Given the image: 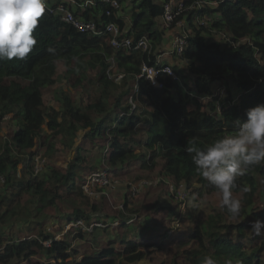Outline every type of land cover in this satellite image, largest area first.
I'll list each match as a JSON object with an SVG mask.
<instances>
[{
    "label": "trees",
    "instance_id": "16d2710c",
    "mask_svg": "<svg viewBox=\"0 0 264 264\" xmlns=\"http://www.w3.org/2000/svg\"><path fill=\"white\" fill-rule=\"evenodd\" d=\"M60 1L49 0L48 6L55 7ZM89 1H96V4L86 5ZM118 1L119 9L101 0H72L70 8L77 17L84 21L94 20L99 27L110 23L118 25L123 30L121 38L149 37L150 52L115 51L108 43V35L98 37L82 33L48 11L35 33L38 43L29 57L23 61L0 60V135L7 114H14L12 124L16 128L11 142L1 137L5 141L0 144V176L3 179L0 181V225L19 214L25 215L23 221L28 223L27 218L34 216V212L43 220V223L36 221L40 228L37 236L8 237L7 242L0 245V264H134L145 259L149 254L146 248L154 244L142 243L138 238L121 239L123 248L120 250L116 249L115 242H110L95 253H81L66 239H57L44 230L43 224L48 218L45 210L58 207V199H62L61 187L69 193L76 192L80 179L84 189L89 178L97 173H105L113 181L106 171L83 175L86 143L77 145L76 156L64 171L50 169L42 176L33 177L32 149L44 126L51 132L48 154L55 152L57 141L69 149L80 136L88 142L110 137L108 147L103 145L100 149L111 167L118 169L135 160L143 161L146 166L152 152L164 161L161 172L174 184L185 185L188 189L197 181L198 192L202 195L217 191L195 171L185 148L208 146L218 136L233 130V120H246L248 109L264 104V0L177 1L176 4L182 2L185 9L177 20L185 19L189 35L180 59L186 63L188 74L176 67L178 65H172L181 78L176 80L161 74V89L149 87L148 82L141 80L136 96L138 110L133 112L121 101L133 94V84L141 66L153 63L160 55L169 31L162 22L164 6L169 0ZM205 16L209 21L202 25L198 19ZM112 57L115 69L109 71ZM59 60L65 61L72 73L83 71L79 81L86 80L88 69L96 71L93 80L98 94L87 110H82L64 91H60L58 109L46 106L43 90L56 84ZM72 62L75 63L73 67ZM116 73L125 76L116 81L112 77ZM189 75L192 79L185 83L183 78ZM120 88L124 90L122 95H116V100L108 105V100ZM117 109L123 115L118 114ZM142 122L147 124L144 141L137 137ZM189 141H193V145H189ZM138 149H141L139 153ZM22 164L29 170L24 176L19 175ZM236 185L233 192L238 194L235 197H241L243 205L239 220H229L222 206L220 210H213L207 221L197 225L181 243L180 255L187 264H201L203 257L209 254L218 264H226L229 260L232 264H264L261 259L264 236L250 239L249 231L251 215L254 220H264V205L259 208V202L255 201L257 195L264 198V164L238 177ZM244 186L249 188L247 193L239 191ZM25 200L30 205L23 203ZM64 218L68 221L67 227L73 221H102L90 220L78 209ZM70 229L72 231L65 234H80L84 238L88 232L81 227ZM221 248L227 249L224 256ZM42 252L49 261H33L32 258Z\"/></svg>",
    "mask_w": 264,
    "mask_h": 264
},
{
    "label": "rangeland",
    "instance_id": "374dc122",
    "mask_svg": "<svg viewBox=\"0 0 264 264\" xmlns=\"http://www.w3.org/2000/svg\"><path fill=\"white\" fill-rule=\"evenodd\" d=\"M177 1L179 0H174V2ZM184 25L185 19L177 27L168 29V36L163 40L161 54L165 53V50H169L168 43H170L171 37L180 32ZM165 62H168L171 66L178 65L176 67L184 70L183 73L188 74L186 63L176 60L172 54L165 57ZM74 65L75 63L72 62L71 66ZM81 73L83 71L77 74L68 71L66 62L59 60L55 76L56 84L43 90L46 106H53L58 109L60 107V91H64L72 96L82 110H87V106L95 101L98 94V86L96 81L93 80L96 71L88 69L86 80L79 81ZM191 79L192 76L189 75L183 78V81L189 83ZM123 91V88L116 90L114 96H111L108 100V105L116 100V95H122ZM129 97L125 96L121 101V104L125 107L130 106ZM136 110H138V105ZM130 111L132 112V110ZM117 113L123 115L120 109H117ZM137 114H139V111H137ZM13 117L14 114H7L4 118L0 144L4 143L5 140L11 142L16 130L12 124ZM140 129L141 131L137 137L140 141H144L146 139L147 124L142 122ZM50 134L51 132L47 129V126H44L41 134L36 137V145L32 149L33 167L35 168L36 161V164L38 163L43 171L37 175L33 173V177L42 176L50 169L64 171L76 156L75 149L77 145L86 143L84 152L86 162L84 163L83 175L86 176L95 171H106L111 174L113 180L119 183L114 188H98L100 187L98 186L92 190V193L81 187L83 180L80 179H78L79 190L76 192L69 193L64 187H61L59 195L62 199H58V207H48L45 210L48 218L44 222L43 228L46 232L52 233L57 239H66L81 253H95L110 242H115L116 249L120 250L123 248L121 239L131 240L140 236L138 238L140 242L144 239L146 242L150 243L149 241H152L154 244L146 248L147 253L149 252L148 256L134 264H187L183 255H180L182 251L181 243L187 240L189 234L197 225H202L207 221L213 210H220L222 201L218 192L199 194L200 186L197 181L188 189H185V185L177 186L161 172L164 161L153 156L152 152L148 155L146 166H144L143 161L135 160L118 169L111 167L108 160L104 159V152L100 149L101 146L104 147L103 145L108 147L110 137L88 142L80 136L75 140V147L69 149L63 146V142L57 141L55 142V152L48 154L47 144L51 141ZM140 151L141 149H138L136 152L139 153ZM20 158L22 159L23 156H20ZM19 168L20 176H24L29 171L23 164ZM0 181H3V179H0ZM235 195L238 194L234 193ZM194 197L196 201H193ZM236 198L241 200V197ZM200 199H203V203L199 207L193 206ZM255 201L259 202V208L264 205V198L262 199L260 195L256 196ZM23 203L30 205L27 200ZM166 206L171 209L166 208ZM77 209L88 215L90 220H102L98 223L99 226L93 231H88L84 238L80 234H65L71 232L72 229L67 227L68 221L64 217ZM25 217V215L19 214L2 222V225H0V245H4L8 237L24 239L37 236L40 228L37 227L36 221H42L43 223L41 215L34 212V216L27 218L30 220L28 223L23 221ZM123 217L126 220H123ZM253 220V215H251L249 222ZM142 236L148 239L142 238ZM259 238L260 236L253 233L250 235V239ZM255 249H258V247ZM226 250V248H221L222 256L227 253ZM32 259L37 262L49 261L43 252ZM261 259L264 262V256ZM123 264L129 263L124 262Z\"/></svg>",
    "mask_w": 264,
    "mask_h": 264
},
{
    "label": "clouds",
    "instance_id": "9594fccd",
    "mask_svg": "<svg viewBox=\"0 0 264 264\" xmlns=\"http://www.w3.org/2000/svg\"><path fill=\"white\" fill-rule=\"evenodd\" d=\"M48 11V0H0V60L23 61L29 57L38 43L35 33ZM49 52L54 53V50L49 49ZM246 117V120H233V130L218 136L208 146L185 148L195 171L220 194L222 207L231 221L241 216V200L233 192L237 178L264 164V104L248 109ZM189 145H193V141H189ZM239 191L247 193L249 188L244 186ZM202 203L200 199L193 206L199 207ZM249 231L264 236V220L252 221ZM201 264H218V260L209 254L203 257Z\"/></svg>",
    "mask_w": 264,
    "mask_h": 264
},
{
    "label": "built area",
    "instance_id": "2783aa9c",
    "mask_svg": "<svg viewBox=\"0 0 264 264\" xmlns=\"http://www.w3.org/2000/svg\"><path fill=\"white\" fill-rule=\"evenodd\" d=\"M49 1V0H48ZM59 0H54V2H57ZM105 3H108L112 8L119 9L120 3L118 0H101ZM70 2L72 0H61L58 4H55V7H49L50 12L59 16L60 19L75 27L82 33H89L93 36L102 37L105 34L109 36L108 43L111 47L115 49V51H118L119 49H126V50H140L143 52H150L152 44L149 39V37L144 36L140 39L135 40L132 37H125L121 38L123 34V30L119 28L118 25L114 23H110L104 27H99L97 23L94 20L84 21L81 18L77 17L75 15V12L70 8ZM88 4H96V1H89L86 3ZM200 5V4H198ZM165 12L162 16V22L165 28L171 29L172 27H177L183 21V19L177 20V18L185 11L184 5L182 2L176 4L174 0H169L165 4ZM193 6L192 8H194ZM110 14V11L107 12ZM202 25H207L209 18L206 16L204 18L198 19ZM186 22L185 25L181 28L180 32H178L176 35L173 36L172 42H171V49L167 51V53L164 54V56H167L169 54H172L177 59L181 58L183 56V53L186 49V46L188 44V32L186 30ZM112 63L110 70L115 69V61L114 57L109 59ZM164 59L162 55H159L156 60L153 63H144L141 68L140 72L136 75V82L134 85V91L133 94L129 97V104L131 106V110L134 111L137 108L136 104V96L139 93V82L141 80H145L148 82L149 87H154L156 89L163 88V83L159 81V76L161 74H167L168 76H171L172 78L176 80H180V77L177 75L175 70L172 68L171 65H167L164 63ZM125 76L123 73H116L113 74V79L116 81L122 80V78ZM34 174H40L43 170L42 167L39 166V164H36L35 161V168L33 167ZM0 179L2 177L0 176ZM118 181L111 180L110 177L105 173H97L94 174L92 177L89 178V182L84 185V189L92 193V188L95 186H103V187H110L114 188L117 185ZM95 226H99L96 222H83V221H73L68 226L69 228L72 227H81L83 230L86 231H92ZM48 244V243H47Z\"/></svg>",
    "mask_w": 264,
    "mask_h": 264
},
{
    "label": "crops",
    "instance_id": "0c3cea01",
    "mask_svg": "<svg viewBox=\"0 0 264 264\" xmlns=\"http://www.w3.org/2000/svg\"><path fill=\"white\" fill-rule=\"evenodd\" d=\"M172 39H173V36L171 37L170 43H168V45H169L168 47H170L169 50L171 49V42H172ZM169 50H168V51H169ZM164 52L167 53L166 50H165ZM165 53H163V54L160 53V55L163 56V59H164V60H165V57H166V56H164ZM167 58H169V57H167ZM175 59L181 61L180 59H177V58H175ZM173 62H175V61L173 60ZM166 63L169 64L168 62H166ZM169 65H170V64H169ZM136 236H137V235H136ZM139 237H140V236H138V237H136V238H139ZM142 238H146V239H148V238L145 237V236H142ZM138 240H139V239H138ZM143 240H144V239H143ZM143 240H142V243H148V242H146L145 240H144V241H143ZM162 240L164 241V239H162ZM149 242H150V243H153L152 241H149ZM150 243H148V244H150Z\"/></svg>",
    "mask_w": 264,
    "mask_h": 264
}]
</instances>
